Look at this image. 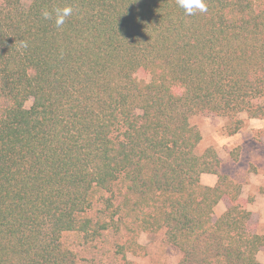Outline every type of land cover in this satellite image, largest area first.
Here are the masks:
<instances>
[{"label": "trees", "instance_id": "obj_1", "mask_svg": "<svg viewBox=\"0 0 264 264\" xmlns=\"http://www.w3.org/2000/svg\"><path fill=\"white\" fill-rule=\"evenodd\" d=\"M204 2L0 0V264H78L76 246L121 228L122 264L161 229L177 264H260L252 198L213 147L195 153L189 118L227 117L233 135L264 116V0Z\"/></svg>", "mask_w": 264, "mask_h": 264}, {"label": "rangeland", "instance_id": "obj_2", "mask_svg": "<svg viewBox=\"0 0 264 264\" xmlns=\"http://www.w3.org/2000/svg\"><path fill=\"white\" fill-rule=\"evenodd\" d=\"M261 101L264 103V97ZM30 104L31 100H28L25 105L28 107ZM237 116L246 119L245 112L238 113ZM189 122L196 125L202 134L194 149L195 153L201 154L207 147L216 150L220 159L218 172L227 174L241 185L243 198H252L247 205L251 212L250 223L254 225L255 232L264 234V128H257L253 122H249L248 128L231 136L224 130L227 117L209 112L191 115ZM201 182L209 184L205 179H201ZM226 207L227 201L221 200L214 208L215 216ZM128 236L125 228H121L119 232L109 229L94 242L92 248L76 246V251L80 249L77 263L122 264L121 255L115 252L116 244L124 243ZM75 240L76 237L70 234L63 239L68 247L74 245ZM136 241L141 247L137 249V253L127 251L125 254L128 260L136 264H177L181 257L179 249L166 242L163 229L157 232L141 231L136 235ZM256 257L260 264H264V245Z\"/></svg>", "mask_w": 264, "mask_h": 264}, {"label": "clouds", "instance_id": "obj_3", "mask_svg": "<svg viewBox=\"0 0 264 264\" xmlns=\"http://www.w3.org/2000/svg\"><path fill=\"white\" fill-rule=\"evenodd\" d=\"M178 7L184 10L186 15H193L196 11L206 12L207 6L204 0H176ZM55 12V24L60 27L64 24L65 19L72 15L73 9L70 6L54 9ZM45 19H50L52 14L48 11L42 13ZM21 48H27L28 43L26 41H20Z\"/></svg>", "mask_w": 264, "mask_h": 264}, {"label": "crops", "instance_id": "obj_4", "mask_svg": "<svg viewBox=\"0 0 264 264\" xmlns=\"http://www.w3.org/2000/svg\"><path fill=\"white\" fill-rule=\"evenodd\" d=\"M249 122H253L257 126V128H264V116L262 118H251V119H248L246 121L245 127L242 130L248 128V125H249L248 123ZM242 130H240V131H242ZM240 131H238L237 133H235V134H233L231 136H234L236 134H240ZM214 175L210 174V173H203V174H201L200 178L209 181V184L207 183L206 185H210L211 186V185H214L216 180H217V175H215L216 177Z\"/></svg>", "mask_w": 264, "mask_h": 264}]
</instances>
